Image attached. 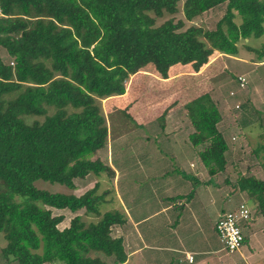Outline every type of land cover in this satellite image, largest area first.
Returning a JSON list of instances; mask_svg holds the SVG:
<instances>
[{
  "label": "trees",
  "instance_id": "obj_1",
  "mask_svg": "<svg viewBox=\"0 0 264 264\" xmlns=\"http://www.w3.org/2000/svg\"><path fill=\"white\" fill-rule=\"evenodd\" d=\"M178 1L0 0V238L5 243L0 257L5 264L125 261L123 241L111 232L123 216L101 212L104 196L97 185L76 196L50 193L36 182L74 191L76 182L90 175L106 174L110 180L112 169L100 158L90 159L108 142L102 100L124 98L125 82L149 65L161 80L178 69L196 75L216 54L237 57L240 43L264 34V0H184L187 22L225 4V14L210 31L184 29V21L173 18L158 24L178 12ZM250 51L254 62H264V45ZM214 99L210 91L182 106L192 128L188 140L199 148L210 177L226 171L229 151ZM177 103L167 104L157 120ZM33 118L43 120L28 122ZM256 151L264 152V145ZM232 185L247 197L241 203L250 220L242 228L264 217V180L240 176ZM54 210L76 216L60 230L64 216ZM243 238L244 244V233Z\"/></svg>",
  "mask_w": 264,
  "mask_h": 264
},
{
  "label": "crops",
  "instance_id": "obj_2",
  "mask_svg": "<svg viewBox=\"0 0 264 264\" xmlns=\"http://www.w3.org/2000/svg\"><path fill=\"white\" fill-rule=\"evenodd\" d=\"M243 42L247 44V40ZM247 54L249 53L246 52ZM216 55V58L204 68L205 70L216 66L218 61L217 65H223L227 71L228 69L231 71L237 68L242 69L243 67L238 64L248 65L253 69H264V62L256 63L255 60H250L249 55L243 59L240 50L237 57ZM252 59H254L253 56ZM201 73L196 74L197 76H191V78L198 77ZM178 74L182 73L177 71L176 76L174 75L168 80L160 79V82H172L178 78ZM241 75L243 74L233 75L230 72L229 75L227 74V76H233L234 80L232 81L234 83L235 79ZM246 79L248 83L252 79V83L248 87L247 104L243 106V110L247 113L238 128L239 134L246 143L257 140L264 145V90L262 86L255 84V77H247ZM210 91H212L211 88ZM211 95L215 98L213 93ZM180 105L177 104L171 108L162 121L157 120L158 116L152 117L154 116L152 110L157 106L147 105V111L151 113V116L147 118V126L156 124L158 128L156 127V134L149 131V135H151L147 137V152H145V143L140 144L139 157L141 158L140 154L143 153V149L144 154L147 155V200L141 207L134 205L132 195L125 198L122 196L121 186L127 187L131 178L126 176L133 173V168L137 169L136 174H143L141 173L143 171L139 168L140 165L136 164L128 170L123 169L125 165L122 166V169L115 165L111 144H118L123 135H115L110 130L107 146L95 155V159L100 158L114 173L110 180L105 175L107 188L101 190L103 187L100 181L102 175L99 177L90 175L86 179L90 177L95 179V184L92 187L80 188L78 183L85 179L78 180L74 191H85L75 194L74 191L68 190L64 194L71 193L80 196L97 185L98 194L104 196L105 207H110L109 204L114 201L117 202L118 206L120 204L118 213L123 216L124 222L114 226L111 232L114 238H121L123 241L126 259L122 264H264V235L262 233L264 217L253 218L242 228L246 239L239 251L234 254H227L223 250L214 226L220 216L229 211L218 209L214 214H211L213 206L223 201L224 205H227L232 211L237 206L236 204L239 205L245 201L242 200V196L245 194L236 192L228 178H225L224 182L221 180L223 184L221 185L220 182L215 181L216 176H207L206 168L199 158V148H194L188 140L192 128L186 111ZM178 110L185 112L187 121L182 118V114L180 118H172L173 112L176 113ZM178 114L179 112L176 115L178 116ZM227 131V129L224 130V132ZM152 136L156 137L155 140L158 141L152 142ZM233 141L234 137L232 136L227 142L228 145ZM230 148L229 146V151ZM121 154L124 155L123 151ZM168 155L177 160V166L174 165L172 169H168V165L164 163ZM150 156L155 159L152 164L148 163ZM158 162H161L160 166ZM141 165L144 168L146 166L144 161ZM238 193L239 196L240 194L242 196L237 199ZM127 198L128 204L126 203ZM233 199H237L239 202L235 203ZM106 211H110V209ZM55 212L65 213L58 214L64 216L62 223L58 226L60 230L67 228L71 219L76 216L67 210H54L53 213L55 214ZM67 214H70L72 218L66 219ZM81 214L83 211L79 213V215ZM86 219L87 221H95L92 217H86ZM204 220L208 222L207 228L202 226ZM209 231L213 232H211L212 236L208 233ZM188 256L192 257V261L188 260ZM112 261L113 259H108L107 263L113 264Z\"/></svg>",
  "mask_w": 264,
  "mask_h": 264
},
{
  "label": "rangeland",
  "instance_id": "obj_3",
  "mask_svg": "<svg viewBox=\"0 0 264 264\" xmlns=\"http://www.w3.org/2000/svg\"><path fill=\"white\" fill-rule=\"evenodd\" d=\"M184 0H179L177 4L178 12L172 16L165 17L164 19L158 20V24L163 21L173 18L175 21L182 20L185 23L184 29L190 26L202 27L205 30H214L217 22L223 17L225 14L226 6L225 4L220 5L214 9L205 12L200 17L195 18L192 22H187L184 20L182 7ZM241 19L237 17L235 19L236 24H240ZM264 27V25H263ZM247 44L244 42L239 44V50L241 51V57L243 59L247 58V55L250 56V60L252 59V53L249 52L250 48L259 49L264 45V34L260 38H251L248 39ZM246 52L249 54L246 55ZM2 59L5 63H11V59L6 55L4 51L1 52ZM215 55L211 62L216 58ZM254 58V56H253ZM223 60V59H222ZM219 62V61H218ZM217 62V64H218ZM223 63V61H222ZM212 67L209 70L202 69V72L198 77L197 75H190L187 72H183L184 70L178 69L177 71L182 73L178 74V78L174 79L172 82L163 83L160 82V78L156 75V72L153 66L149 65L143 68L138 73L129 77V79L125 82L126 87V96L122 99H113V101L102 100L101 107L103 110V114L106 118L108 129L115 135H123L121 141L119 143L111 144V150L114 152L113 162L115 165L124 170H128L132 168L135 164L140 165L141 173L136 174L137 169L133 168L134 171L132 174H128L126 177L131 178L130 182L127 184V187L121 186V194L122 196L128 197L133 196L132 202L136 207H141L147 200V155L143 153L140 154L139 157L140 144L142 142L146 145L147 152V137H150L149 131L152 134H156L157 126L151 125L147 126V118L151 115L150 112L147 111V105H155L160 107H156L152 110L154 112V116H160L162 112L166 109L167 104H173L175 101L177 104H181L183 106L186 101L191 99V97L198 96L201 93L210 92L213 93L215 97V101L218 104L219 109L222 110L223 120L219 129L223 132L225 139H231L234 137V141L230 143V151L226 154L227 160V171L224 173H219L216 176L215 181L220 182L225 181V178L230 179V183L234 184L240 176H254L258 179L264 180V152L260 151L259 154L256 155V149L259 144H263L257 140H253L251 142H244L241 134H239L238 128L240 124H242L244 115L247 113L243 110V106H245L246 100L248 98L249 86L252 83V79H250L249 83L247 81V77H255V84L258 86H262L264 90V69H253L248 65H240L242 69H233L231 71L228 69L230 73L235 74H243L242 77H246V83L244 85V89H242L237 82H233L227 74L229 72L224 69L223 65H217ZM187 71V69H185ZM258 72L257 74H255ZM255 74V75H254ZM176 76V75H175ZM232 78V76H231ZM157 79V80H156ZM155 80V81H154ZM133 100V101H132ZM111 102V103H110ZM160 103V104H159ZM263 105V104H262ZM156 109V111H155ZM179 112L178 116L176 115ZM182 114V118L187 121L185 112H181L178 110L176 113L173 112L172 118H180ZM185 115V117H184ZM33 120H43V118H33L28 119V122ZM139 124V125H138ZM157 127V128H156ZM227 129V132L224 130ZM148 130V131H147ZM223 130V131H222ZM156 137L152 136V142L158 141L155 140ZM119 147V148H117ZM110 150V151H111ZM123 151L124 155L121 154ZM145 158H144V155ZM96 155V154H95ZM95 155L90 156V159H95ZM123 155V156H122ZM118 157V158H117ZM142 161L146 164L145 168L141 165ZM155 161L153 156L148 157V163ZM165 164L168 165V169L174 168V165L177 166V160L173 156L165 159ZM159 166L161 162H158ZM207 176L208 171L206 169ZM170 173L174 174V172L170 171ZM106 174H102L101 185L103 187L101 190L107 188L106 187ZM206 176V173H204ZM206 176V177H207ZM172 177V176H170ZM168 179V178H166ZM222 180V181H221ZM80 188H90L95 184V179L93 177L87 178L84 181H80L78 183ZM36 186L41 189H45L50 193H65L68 192V189L62 187L58 184H50L43 181H37ZM85 191V190H84ZM81 191H74L75 194H79ZM237 192V190H235ZM242 196V194H240ZM239 193L237 194V199L240 197ZM233 198H235L233 196ZM237 199H233L235 203L239 202ZM247 197L242 196V200L246 201ZM117 202H113L109 204L110 207L102 206L101 212H104L108 209L112 212H118L119 206L116 204ZM128 204V198L126 200ZM238 206V204H236ZM236 206V207H237ZM250 206V205H249ZM235 207V208H236ZM223 209L224 211H230L227 205H224L223 201L218 202L215 206H213L211 214H214L216 210ZM55 214H65L60 212H55ZM66 219H71V215L67 214ZM219 220V219H218ZM207 221L202 222V226L205 228L207 225ZM60 228H62L60 226ZM212 232V231H211ZM208 232L211 236L212 233ZM5 243L0 238V251ZM0 264H5L0 257Z\"/></svg>",
  "mask_w": 264,
  "mask_h": 264
},
{
  "label": "built area",
  "instance_id": "obj_4",
  "mask_svg": "<svg viewBox=\"0 0 264 264\" xmlns=\"http://www.w3.org/2000/svg\"><path fill=\"white\" fill-rule=\"evenodd\" d=\"M238 82L240 87H244L246 79L239 77ZM249 220L250 211L241 203L232 211L222 214L216 222L217 237L227 254H234L241 249L244 240L242 225ZM188 260L192 261V257L188 256Z\"/></svg>",
  "mask_w": 264,
  "mask_h": 264
}]
</instances>
